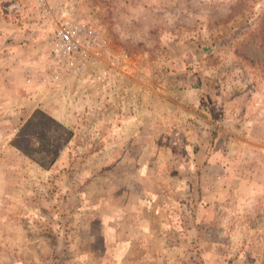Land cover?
I'll return each instance as SVG.
<instances>
[{
    "label": "rangeland",
    "instance_id": "374dc122",
    "mask_svg": "<svg viewBox=\"0 0 264 264\" xmlns=\"http://www.w3.org/2000/svg\"><path fill=\"white\" fill-rule=\"evenodd\" d=\"M0 264H264V0H0Z\"/></svg>",
    "mask_w": 264,
    "mask_h": 264
},
{
    "label": "built area",
    "instance_id": "2783aa9c",
    "mask_svg": "<svg viewBox=\"0 0 264 264\" xmlns=\"http://www.w3.org/2000/svg\"><path fill=\"white\" fill-rule=\"evenodd\" d=\"M57 42L65 55H74L82 48L80 35L70 28H61L58 31Z\"/></svg>",
    "mask_w": 264,
    "mask_h": 264
},
{
    "label": "trees",
    "instance_id": "16d2710c",
    "mask_svg": "<svg viewBox=\"0 0 264 264\" xmlns=\"http://www.w3.org/2000/svg\"><path fill=\"white\" fill-rule=\"evenodd\" d=\"M37 115V114H36ZM35 118L37 117V116H34ZM54 125H56L55 126V130H58V129H61V132L63 133V134H65L64 132H66V134L68 133V139L69 138H71V136H72V134L71 133H69V132H67L64 128H63V126L62 125H58V123L57 122H54ZM29 129H32V128H29ZM60 136L62 137V135L60 134ZM47 139H46V136L45 135H43V134H39L38 136H36V135H33L32 136V140L31 141H33V143H37L38 144V146L40 147V146H42V144L43 143H45V141H46ZM59 142V139H57V140H55L54 142H53V145H55V144H57ZM47 157H49V158H52V160H50V162L48 163V167H50V166H52L55 162H56V159H57V153H53L52 151H48V153H47ZM44 166V165H43ZM47 167V166H46Z\"/></svg>",
    "mask_w": 264,
    "mask_h": 264
},
{
    "label": "crops",
    "instance_id": "0c3cea01",
    "mask_svg": "<svg viewBox=\"0 0 264 264\" xmlns=\"http://www.w3.org/2000/svg\"><path fill=\"white\" fill-rule=\"evenodd\" d=\"M17 237H23V236H21V235L18 234Z\"/></svg>",
    "mask_w": 264,
    "mask_h": 264
}]
</instances>
